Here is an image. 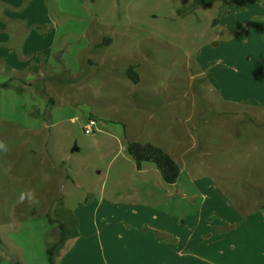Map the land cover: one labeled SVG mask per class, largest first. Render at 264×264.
<instances>
[{"label": "rangeland", "instance_id": "374dc122", "mask_svg": "<svg viewBox=\"0 0 264 264\" xmlns=\"http://www.w3.org/2000/svg\"><path fill=\"white\" fill-rule=\"evenodd\" d=\"M47 3L48 34L19 22V56L44 53L0 75V264H51L60 225L77 235L55 264L170 260L158 240L174 264H264V0ZM135 142L166 151L177 182L139 174Z\"/></svg>", "mask_w": 264, "mask_h": 264}, {"label": "crops", "instance_id": "0c3cea01", "mask_svg": "<svg viewBox=\"0 0 264 264\" xmlns=\"http://www.w3.org/2000/svg\"><path fill=\"white\" fill-rule=\"evenodd\" d=\"M51 20L52 17L47 0H0V75L2 77H6V75L9 74L10 77L12 76L16 78L19 77V75L21 74H25V73L27 74V72L30 71L28 70L30 67L29 61H31L33 65L34 64L33 62L36 61L37 59L36 56L44 53L43 52L44 50L41 48H38L37 50V47L40 45L38 44V42L37 43L27 42V45L23 48L22 51L23 55L19 56V22L27 21L28 25L37 26L38 28L36 33L39 34V37L40 36L43 37L44 34H48L44 30V27L49 26ZM9 36H11L10 39L16 40L15 44L12 42H10L9 44L8 42ZM12 44L14 46H12ZM14 48H16V51L14 50ZM30 56H32V59H30L29 61H23ZM19 57L21 58V60H19ZM32 75H36L40 77V75H42L40 68L36 72H33ZM148 171L149 168H147V166H142L140 170L138 169V173L143 175L148 173ZM144 186H146V184H144ZM103 188H105V184L103 185ZM109 195L114 197L119 196L118 193H116V191L113 189L110 190ZM114 197H110V198H114ZM141 208H143L142 212L145 215L140 218H144L150 209L145 206H141ZM131 216L134 219L133 221L140 222L143 220V219L142 220L139 219V217H135L133 215ZM168 219L171 220L172 223L171 227L178 226L177 219L170 217ZM126 226L128 228L130 227L128 224H126ZM158 226L161 227L160 225ZM74 239L75 238H71L67 240L66 243L61 248L60 253H63V255H70L71 251L74 249V248L72 249V244L73 245L75 244ZM158 241H159L158 243L157 241L155 242L157 251H160L162 254H171L172 258L174 255L178 253L176 252V250H178V246L176 247L168 246V248H166L163 240H158ZM68 246L69 248H67ZM115 250L117 252L118 246H115ZM127 250L129 251L132 249L129 247ZM179 250H180L179 252H181V249ZM142 251L143 252H140V254H142L143 256L142 258H145L147 256L150 259L149 257L151 251L150 247L148 249H144V250L142 249ZM158 254L161 255L159 252ZM170 260L168 258H165L163 261L161 260L160 263L158 262L152 263L151 260L143 261L142 259L143 262L141 264H174L173 261L171 260L170 262Z\"/></svg>", "mask_w": 264, "mask_h": 264}, {"label": "trees", "instance_id": "16d2710c", "mask_svg": "<svg viewBox=\"0 0 264 264\" xmlns=\"http://www.w3.org/2000/svg\"><path fill=\"white\" fill-rule=\"evenodd\" d=\"M104 42H111L110 39H105ZM129 79H131L135 84L139 82V76L135 71L134 67H130L127 71ZM10 84L8 82L0 85V89H9ZM128 153L136 162L137 169H141L144 163H152L158 169L162 180L169 185H173L177 182L180 176V167L179 165L170 157V155L164 151L162 148L157 147L152 144H142V143H129ZM61 234L59 241L52 245L48 250L49 261L51 264H55L54 258L58 251L61 250L63 245L67 240L74 238L77 235L67 233L66 228L60 225ZM1 243V239H0Z\"/></svg>", "mask_w": 264, "mask_h": 264}, {"label": "built area", "instance_id": "2783aa9c", "mask_svg": "<svg viewBox=\"0 0 264 264\" xmlns=\"http://www.w3.org/2000/svg\"><path fill=\"white\" fill-rule=\"evenodd\" d=\"M97 121L94 119H90L89 122L84 127V133L87 135L95 134L97 131Z\"/></svg>", "mask_w": 264, "mask_h": 264}]
</instances>
